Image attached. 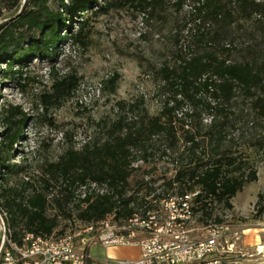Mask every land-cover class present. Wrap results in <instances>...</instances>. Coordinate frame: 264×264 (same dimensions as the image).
Returning <instances> with one entry per match:
<instances>
[{"label":"trees","instance_id":"16d2710c","mask_svg":"<svg viewBox=\"0 0 264 264\" xmlns=\"http://www.w3.org/2000/svg\"><path fill=\"white\" fill-rule=\"evenodd\" d=\"M51 2L17 1L15 17L0 21L3 84L20 81L24 87V69L34 60L53 63L52 75L67 44L88 47L92 17L131 5L139 7L147 24L159 21L169 29L166 50L172 61L162 64L157 76L172 106L150 116L134 104L126 113V103H120L125 116L112 124L106 138L85 142L79 150L68 148L57 161L40 166L37 181L12 186V176L22 169L16 163V147L31 116L18 106L5 105L0 207L8 214L15 240L21 242L28 233L64 236L74 219L89 224L113 216L122 223L148 205L151 196L200 190L203 211L209 202L232 208V199L257 181V173L250 170L246 175L243 163L232 155L227 132L253 113L264 117V0H177L173 4L177 13L190 8L182 19L171 13L168 0H106L105 7H100V0ZM117 83L118 77H112L102 91L110 86L115 93ZM79 87L73 71L55 76L51 91L41 99L44 110L60 107ZM42 116L47 122L45 114L37 120ZM165 157L174 159L176 169L159 187L149 181L131 183L141 169L133 167L135 163ZM92 184L106 192L91 191ZM132 184L145 195H129ZM79 188H85L83 195H77Z\"/></svg>","mask_w":264,"mask_h":264},{"label":"rangeland","instance_id":"374dc122","mask_svg":"<svg viewBox=\"0 0 264 264\" xmlns=\"http://www.w3.org/2000/svg\"><path fill=\"white\" fill-rule=\"evenodd\" d=\"M17 1L22 4L26 2L0 0V21L15 17L19 11ZM176 1L168 0L171 3L170 11L182 19L190 8L185 6L177 13L173 5ZM100 3V7H105L106 0H100ZM76 19L81 20L79 17ZM168 30L159 21L147 24L139 7L128 5L92 17L88 47L83 48L80 43L67 44L52 75L50 69L53 63L34 60L24 69L26 80L21 82L24 87L18 84L20 81H5L3 84L1 71L5 65H0V133L3 131L1 113L5 105L18 106L31 116L25 136L16 147V163L22 169L12 176L11 185L20 186L22 181H37L42 173L40 166L45 161H57L72 146L79 150L85 142L106 138L112 124L121 115L125 116V112L128 113L130 104L147 111L150 116H158L165 108L171 107L170 95L163 93L161 87L164 83L157 76L162 64L172 61L166 50ZM69 71L78 75V91L60 107L44 110L41 99L51 91L53 78ZM112 77H118L116 92L111 93L110 86L102 91L103 83ZM120 103H126L125 112L119 107ZM41 114L48 117L47 122L44 116L43 120H37ZM128 116L132 117L133 114ZM227 138L231 140L230 151L243 163L245 174L250 170L255 171L257 181L247 185L232 199V208L209 202L203 211L202 206L197 204L194 235H201L208 225H230L234 232H239L240 240L237 253L223 256V263L264 264V117L253 113V116L242 119L229 129ZM133 167L141 169L131 183L149 181L157 188L173 176L176 164L174 159L165 157L151 159L147 164L138 162ZM136 189L132 184L129 195H145L144 190ZM83 191V188H79L77 195H83ZM68 223L67 233L81 224L76 219ZM90 255L95 263L108 264L107 255L116 260L135 261L140 250L136 247L106 250L95 246Z\"/></svg>","mask_w":264,"mask_h":264},{"label":"built area","instance_id":"2783aa9c","mask_svg":"<svg viewBox=\"0 0 264 264\" xmlns=\"http://www.w3.org/2000/svg\"><path fill=\"white\" fill-rule=\"evenodd\" d=\"M90 187L100 194L106 192L96 184ZM200 195L201 191L195 190L183 195L151 196L146 199L148 205L122 223L111 216L96 223H81L58 238L28 233L21 242L15 240L8 214L0 207V264L95 263L90 255L95 246L140 250L135 261L107 255L108 264H224L223 256L237 253L239 232L223 224L208 225L201 235H194Z\"/></svg>","mask_w":264,"mask_h":264},{"label":"crops","instance_id":"0c3cea01","mask_svg":"<svg viewBox=\"0 0 264 264\" xmlns=\"http://www.w3.org/2000/svg\"><path fill=\"white\" fill-rule=\"evenodd\" d=\"M139 256H140V255H139ZM138 258H139V257H138ZM138 258H137V259H138ZM95 264H97V263H95Z\"/></svg>","mask_w":264,"mask_h":264}]
</instances>
